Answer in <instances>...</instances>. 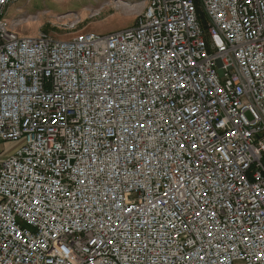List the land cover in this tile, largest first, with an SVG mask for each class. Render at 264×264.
<instances>
[{
  "label": "built area",
  "instance_id": "2783aa9c",
  "mask_svg": "<svg viewBox=\"0 0 264 264\" xmlns=\"http://www.w3.org/2000/svg\"><path fill=\"white\" fill-rule=\"evenodd\" d=\"M0 0V264H264V0H142L22 36Z\"/></svg>",
  "mask_w": 264,
  "mask_h": 264
},
{
  "label": "rangeland",
  "instance_id": "374dc122",
  "mask_svg": "<svg viewBox=\"0 0 264 264\" xmlns=\"http://www.w3.org/2000/svg\"><path fill=\"white\" fill-rule=\"evenodd\" d=\"M142 0H21L9 12L22 36L44 33L67 40L85 31L113 33L132 26L143 9ZM19 143H0V158Z\"/></svg>",
  "mask_w": 264,
  "mask_h": 264
},
{
  "label": "crops",
  "instance_id": "0c3cea01",
  "mask_svg": "<svg viewBox=\"0 0 264 264\" xmlns=\"http://www.w3.org/2000/svg\"><path fill=\"white\" fill-rule=\"evenodd\" d=\"M0 143H1V142H0ZM5 156H6V155H5ZM5 156H4V157H5ZM4 157H3V158H4ZM1 159H2V158H0V160H1Z\"/></svg>",
  "mask_w": 264,
  "mask_h": 264
},
{
  "label": "bare ground",
  "instance_id": "6f19581e",
  "mask_svg": "<svg viewBox=\"0 0 264 264\" xmlns=\"http://www.w3.org/2000/svg\"><path fill=\"white\" fill-rule=\"evenodd\" d=\"M20 2V1H19ZM16 21V20H15Z\"/></svg>",
  "mask_w": 264,
  "mask_h": 264
}]
</instances>
